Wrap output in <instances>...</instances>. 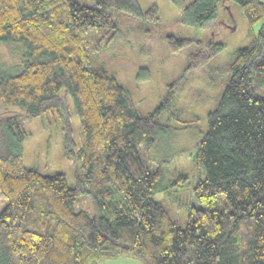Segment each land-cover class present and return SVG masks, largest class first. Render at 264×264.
I'll return each mask as SVG.
<instances>
[{
	"label": "trees",
	"instance_id": "1",
	"mask_svg": "<svg viewBox=\"0 0 264 264\" xmlns=\"http://www.w3.org/2000/svg\"><path fill=\"white\" fill-rule=\"evenodd\" d=\"M181 21L204 27L221 0H193ZM249 24L264 19L263 0H232ZM139 17L137 0H0V43L25 46L21 71L0 70V264H100L124 254L147 264H264V24L253 44L231 62V79L208 131L197 145L204 172L194 186L198 206L181 227L154 199L162 169L145 162L140 146L154 147L167 127L144 115L112 74L92 64L88 32L113 29L110 10ZM191 39L172 37L174 50ZM218 49L191 56L193 69ZM182 78V77H181ZM173 82L170 86H173ZM176 85H174L175 87ZM74 111L81 122L75 140ZM56 114L64 157L80 163L75 186L62 173L25 167L26 122ZM153 167L154 169H152ZM91 200L93 212L78 208Z\"/></svg>",
	"mask_w": 264,
	"mask_h": 264
},
{
	"label": "rangeland",
	"instance_id": "2",
	"mask_svg": "<svg viewBox=\"0 0 264 264\" xmlns=\"http://www.w3.org/2000/svg\"><path fill=\"white\" fill-rule=\"evenodd\" d=\"M77 1L94 6L97 0ZM137 1L145 14L155 6L156 16L139 17L112 8L116 27L88 32L90 56L94 67L106 70L119 80L144 115L154 113L168 128L154 147L142 144L140 150L145 162L162 169L154 199L184 228L188 211L198 206L194 186L204 177L195 158L197 145L208 131L209 114L217 108L231 79V62L240 49L253 44L264 19L251 25L236 2L221 0L212 22L204 27L188 26L181 21V7L173 0ZM182 2L187 6L193 0ZM172 37L192 42L174 50ZM211 49L218 52L205 64L189 68L193 54ZM24 51L22 43H0V70L17 73ZM173 82L175 87L170 86ZM257 92L264 95V77ZM69 105L75 140L79 143L82 128L72 97ZM5 112L21 114L19 109L0 105V113ZM61 125L56 114L27 120L29 137L24 143L23 163L47 175L62 173L68 185L74 187L75 175L82 170L80 163L76 165L64 157ZM5 204H0V208ZM81 207L93 212L88 197L80 199L78 208ZM100 264L147 263L124 254Z\"/></svg>",
	"mask_w": 264,
	"mask_h": 264
}]
</instances>
